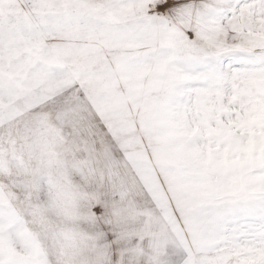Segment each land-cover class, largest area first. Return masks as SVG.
<instances>
[{"label":"snow or ice","instance_id":"1","mask_svg":"<svg viewBox=\"0 0 264 264\" xmlns=\"http://www.w3.org/2000/svg\"><path fill=\"white\" fill-rule=\"evenodd\" d=\"M20 13L0 15V42L27 31L37 47L84 40L78 51L97 59L107 50L109 78L128 87L118 102L142 110L158 165L142 161L146 179L167 177L176 192L147 264H264V0H27ZM122 215L108 199L91 206L98 248L117 251ZM59 239L0 189V264H77L70 244L53 255Z\"/></svg>","mask_w":264,"mask_h":264},{"label":"rangeland","instance_id":"2","mask_svg":"<svg viewBox=\"0 0 264 264\" xmlns=\"http://www.w3.org/2000/svg\"><path fill=\"white\" fill-rule=\"evenodd\" d=\"M20 4L6 0L0 15L14 19ZM86 45L49 39L37 47L27 31L0 42V189L15 190L41 226L61 234L49 242L53 255L67 243L77 264H147L165 223L161 205L176 192L167 177L146 179L142 161L158 165L143 141L142 110L118 102L128 87L108 76L112 54L84 55L78 50ZM46 66L53 77L41 75ZM79 69L91 78L74 75ZM45 144L52 155L42 153ZM104 199L123 210L115 253L106 243L98 248L90 219Z\"/></svg>","mask_w":264,"mask_h":264}]
</instances>
